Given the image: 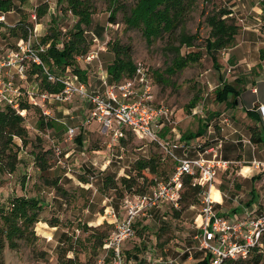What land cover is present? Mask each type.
<instances>
[{"label": "rangeland", "instance_id": "1", "mask_svg": "<svg viewBox=\"0 0 264 264\" xmlns=\"http://www.w3.org/2000/svg\"><path fill=\"white\" fill-rule=\"evenodd\" d=\"M91 2L96 13L87 29V38L91 43L90 50H102L99 51V59L91 65L79 63L83 70H89V87L103 91L100 70H107L115 59L113 43L130 46L135 64L141 63L150 71L157 103L174 111L180 135L196 133L201 127L204 134L189 140L190 143L214 145L222 158L231 161L228 170L220 171L214 182V186L224 193L222 197L220 191L217 195V203L223 205L217 206V209L224 208V213L230 210V214L240 215L241 206L250 201L252 204L264 201V144L258 146L250 141L251 128L255 127L250 111H255L254 107L258 108L259 104L264 105V13L256 9L261 8L264 0H198L185 24V31L192 35L199 31V38L194 47H184L182 54L201 52L203 58L172 76L164 72L173 58L167 50V46L174 42L173 37L165 34L149 46L141 30L127 27L125 17L135 0H122L125 8L117 13L115 23L109 21L111 9L108 0ZM44 5H48V13L34 21L32 15ZM220 9L233 12L231 18L240 31L235 46L219 54L222 70L218 71L206 52L205 40L210 36L206 18ZM6 15V25L0 26L2 55L17 47L21 36L11 33L10 26L20 21L37 29L38 40L42 42L51 27H58L65 34L78 20L68 10L67 0L17 2L14 11ZM180 33L181 28L175 34ZM174 43L179 45L178 41ZM40 79L32 78L30 85H40ZM17 81L25 94L29 88L27 82ZM224 81L242 91L235 105L215 100V91ZM195 96L201 100L189 110L188 105ZM46 110L56 126L39 129V120L44 115L40 108L32 107L24 122L29 132L28 143L23 145L22 140L16 138L20 148L18 170L13 175L0 174L1 207L9 208V203L16 196L35 197L43 204V222L35 228L36 240L33 243L22 242L19 250L6 246L4 262L106 263L107 252L98 247L97 239L102 233L111 235L115 231L114 215L121 219L124 201L106 185L107 178H139L137 162L155 159L157 172L146 170L142 173L144 177L138 179L139 185L147 190L156 179L165 180L173 175L174 161L149 139L129 132L123 143V139L115 141L103 135L98 123L86 126L90 106L82 98L50 102ZM56 118L63 119L65 123L56 121ZM261 122L264 124V113ZM69 127L77 129L74 138L68 135ZM79 137L82 144L78 141ZM43 151L51 152L47 153L51 168L46 172L38 168L35 159L36 154ZM183 152L175 150L178 156H182ZM254 162L261 163L260 171L253 167ZM256 176L260 178L256 179ZM47 180H58L60 189L48 185ZM120 190L123 196L134 192L127 191L122 185ZM200 210L199 199L193 206H188V200H185L180 209L165 205L140 218L135 226V236L123 245L128 260L132 264H157L156 261L158 264H197L206 257L199 249ZM50 222L58 226L51 227ZM261 264H264V254Z\"/></svg>", "mask_w": 264, "mask_h": 264}, {"label": "built area", "instance_id": "2", "mask_svg": "<svg viewBox=\"0 0 264 264\" xmlns=\"http://www.w3.org/2000/svg\"><path fill=\"white\" fill-rule=\"evenodd\" d=\"M6 16L0 14V24H6ZM32 19L37 20L36 12ZM37 33L38 30L33 29L27 39L19 40L15 49L5 55L0 53V109L9 106L27 118L28 111L21 110V102L26 99L32 106L40 108L45 117L51 118L46 110L48 103L68 102L73 97H79L90 106L86 126L97 122L102 134L115 141L126 138L129 132L149 139L162 148L175 164L172 176L165 180L156 179L144 194H130L124 198L126 216L118 219L114 215L116 229L103 245L108 258L102 264H132L123 245L135 236L136 223L166 204L180 209L186 177H192L193 187L202 189L199 194L201 220L198 224V241L200 251L210 257V264L246 261L259 252L264 253V201L242 206V213L233 217L218 212L217 202L210 196L211 188L215 187L219 172L227 171L231 161L223 159L214 145L204 146L199 142L196 145L182 140L174 111L156 101L149 69L139 63L132 78L118 82H111L107 70L101 69L103 91L96 89L91 92L88 84L81 81L73 70L68 68L60 76L49 70L41 55L50 45L42 44ZM99 51L91 50L78 61L91 65L99 59ZM32 67H42L48 81L61 83L64 89L51 93L41 90L37 83L30 85L29 71ZM38 77L36 74L33 78ZM17 80L27 82L29 88L25 94ZM76 131L75 127H69V137L74 138ZM180 149L184 150L183 156L175 153ZM191 151L198 154L188 155ZM253 167L260 171L261 163L254 162Z\"/></svg>", "mask_w": 264, "mask_h": 264}, {"label": "trees", "instance_id": "3", "mask_svg": "<svg viewBox=\"0 0 264 264\" xmlns=\"http://www.w3.org/2000/svg\"><path fill=\"white\" fill-rule=\"evenodd\" d=\"M28 0H0V14H8L14 11L16 3L24 4ZM63 1V0H60ZM110 2L111 14L109 21L116 22L117 13L124 9L122 0H108ZM198 0H135V3L130 7L129 14L125 17L127 27L130 29H139L142 31L144 38L149 46H152L156 40L162 38L165 34L173 37L174 42L178 41L179 45L176 46L173 42L167 46V50L173 54L171 65L167 67L164 74L169 76L176 75L182 72L192 64H197L203 58L201 52H188L182 54L184 47H194L195 42L199 38V31L192 35L185 31V24L191 15ZM68 10L78 20L76 24L65 34L58 27H51L49 34L42 38V44H50L45 54H42L44 64L49 70L57 75H63L68 67H70L83 81L88 84L89 70H83L80 66L78 58L87 55L91 50V43L87 38V29L92 24L95 9L91 0H67ZM264 10V2L262 4ZM48 5L39 7L37 12L38 19H42L48 13ZM233 12L231 10L220 9L210 14L206 18V23L210 28V36L205 40V49L207 54L212 60L213 67L221 71L222 67L219 63V54L227 49L235 46L236 37L239 34L240 27L231 18ZM38 24V22H37ZM6 25L1 23L0 26ZM201 25V24H200ZM12 28L11 33H16L21 36L20 39H27L33 26L27 22H18ZM181 28L180 34H175ZM18 33V34H17ZM65 35V36H64ZM63 47H60L62 46ZM112 51L114 53V61L107 67V72L111 82H118L123 79L132 78L136 72L135 62L133 61L130 46H123L118 42L113 43ZM38 74L41 90H46L51 93H59L64 89L63 84H52L48 81L47 76L44 74L42 67H32L29 71V78ZM159 76L158 73H156ZM161 78V76L159 77ZM215 91V100L220 103L235 105L236 99L242 94L241 89L226 81L221 83ZM201 98L195 96L188 105L189 110L194 109ZM34 107L28 101L23 99L21 102V110L28 112ZM250 116L255 122H259L260 118L258 113L250 111ZM42 116L39 120V129H53L56 123ZM26 118L19 115L17 110L12 107H5L0 109V174L13 175L20 164L19 159V145L16 138L22 140L23 145L29 141L28 129L24 126ZM257 128H251L252 143L261 145L264 144V135L257 133ZM204 134L202 128L196 133H189L182 136V140L188 142L192 139H197ZM79 143L82 142L81 137L78 138ZM123 139V143H124ZM82 144V143H81ZM47 153L39 152L36 154V163L38 168L46 172L51 168V164L47 159ZM136 170L139 172V178H143V172L149 170L151 173L157 172V163L155 159L142 162L138 161ZM136 176H129V178H122L121 180L107 178L106 185L119 194V198L124 199L126 196L121 194L120 185L124 186L127 191L134 192L132 194H144L146 187L139 185ZM168 176L165 178L167 179ZM259 179L260 176H256ZM254 178V179H255ZM85 181V180H84ZM87 182V181H85ZM120 182V183H119ZM48 185L60 189L58 180H47ZM184 192L181 204L183 201L188 200V206H193L198 203V197L202 189L199 186H192V177L184 179ZM65 194V193H64ZM124 197V198H123ZM255 200V199H254ZM252 201L245 204L251 205ZM9 208L0 206V220L2 226L0 227V264L4 262V251L6 246L11 250H19L21 243H33L36 240L35 228L41 220L43 213V204L38 198L16 196L9 203ZM7 209V210H6ZM111 222V221H110ZM51 227L58 226L54 222H50ZM92 231L94 229H91ZM110 234L102 233L97 239L98 247H103ZM263 252H259L249 260L226 261L224 264H261L263 260ZM197 264H210V257L206 255L204 259Z\"/></svg>", "mask_w": 264, "mask_h": 264}, {"label": "crops", "instance_id": "4", "mask_svg": "<svg viewBox=\"0 0 264 264\" xmlns=\"http://www.w3.org/2000/svg\"><path fill=\"white\" fill-rule=\"evenodd\" d=\"M258 11H261V13L263 12L264 13V10H263V7L261 6V8H259V7H257L256 8ZM259 13V12H258ZM238 82H239V80H237ZM259 81H260V79H259ZM258 81V82H259ZM257 82V83H258ZM88 87H89V85H88ZM97 89H99L100 90V88H97ZM89 90L91 91V92H93L94 90H96V88H93V89H91V87H89ZM255 108V112L256 113H258V115H259V118H260V121L259 122H255V127L257 128V133L258 134H260V133H262L263 135H264V124H262V113H264V105H260L259 104V107L257 108V107H254ZM57 119V121H59L60 123H65V122H62V120H60L59 118H56ZM95 123H97V122H95ZM199 129H200V127H199ZM198 129V130H199ZM192 140H194V139H192ZM252 140V133H251V138H250V141ZM188 142H190V141H188ZM259 146V145H258ZM246 148V147H245ZM198 154V152H196V151H191V152H189V154L188 155H191V156H196ZM183 155H184V152H183ZM182 155V156H183ZM221 156V155H220ZM223 159H225V158H223ZM225 160H228V159H225ZM219 191H220V193H221V197L224 195V193L221 191V189L220 190H218L217 188H216V198H217V195L219 194ZM217 202H219L218 200H217ZM166 206H167V204H166ZM217 206H223V205H220L219 203H217ZM164 207V206H163ZM162 208V207H161ZM241 208H242V206H241ZM122 209H123V215H122V217H121V219L122 218H124L125 216H126V213H125V208H124V204H123V206H122ZM218 210V209H217ZM243 211V210H242ZM218 212L219 213H221L222 215H225V216H229V217H233L235 214H230V210H229V212L228 213H224L225 212V209L224 208H221V210H218ZM111 222H112V220H111ZM128 242V241H127ZM127 242H125V243H127ZM156 263L158 264V261H156Z\"/></svg>", "mask_w": 264, "mask_h": 264}, {"label": "bare ground", "instance_id": "5", "mask_svg": "<svg viewBox=\"0 0 264 264\" xmlns=\"http://www.w3.org/2000/svg\"><path fill=\"white\" fill-rule=\"evenodd\" d=\"M215 192H216V187H212V188H211V192H210V196H211V198H212L213 200H215V201L217 202L216 197H215ZM112 222H113V221H112Z\"/></svg>", "mask_w": 264, "mask_h": 264}]
</instances>
